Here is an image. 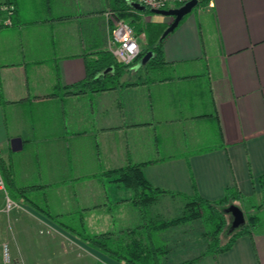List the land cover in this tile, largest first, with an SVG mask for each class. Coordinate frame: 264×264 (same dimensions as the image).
<instances>
[{"label":"crops","instance_id":"obj_1","mask_svg":"<svg viewBox=\"0 0 264 264\" xmlns=\"http://www.w3.org/2000/svg\"><path fill=\"white\" fill-rule=\"evenodd\" d=\"M122 1L0 0L10 7L12 22L0 28V163H17L33 187L73 183L72 211L85 228L96 230L91 235L131 227L129 209L132 220L142 221L131 194L108 174L127 165L141 164L152 186L177 194L197 193L213 202L236 188L246 197H260L264 0H209L161 40L170 17L126 8L130 17L120 19L139 38L141 52H153L160 43L161 63L134 68V62L110 90L74 89L85 78L86 63L108 52L111 16L120 14ZM13 139L20 142L12 145ZM58 197L67 206V194ZM38 215L41 223L57 228ZM185 226L199 229L186 239L193 247L169 237L170 263L264 264V232L238 237L215 262L205 254L200 222ZM63 233L62 240L41 242L44 258L27 252L28 264L100 260L99 252Z\"/></svg>","mask_w":264,"mask_h":264},{"label":"trees","instance_id":"obj_2","mask_svg":"<svg viewBox=\"0 0 264 264\" xmlns=\"http://www.w3.org/2000/svg\"><path fill=\"white\" fill-rule=\"evenodd\" d=\"M117 2L118 0L115 3ZM208 3L209 0L199 1V5L201 6H206ZM119 4H121V8L119 7L118 10L120 14L117 16L113 14L114 18L128 20L130 16L126 8H130L131 6L127 0H123ZM152 50L154 56L147 64L155 65L161 63L162 52L160 43L155 44ZM145 52L146 50L140 52L134 62L138 61ZM128 67L117 63L109 52H102L98 59L86 63L85 78L75 84L74 89L84 88L90 92L113 89L119 85L118 79L122 71L128 69ZM107 68H111L112 70L100 76L99 74ZM108 174L114 175L115 178L113 181L131 194V197H129L130 203L137 209L142 223L115 232L106 231L94 235L84 234L69 227L63 228L71 235L85 242L89 248L123 264H165L163 259L167 257L169 249L165 243L161 242V234L168 228L179 226L187 221H201L203 228L202 237L206 241L205 254L211 255L214 261H216L217 255L230 249L238 237L246 235L250 237L252 235L254 228L260 222L258 212L264 209V182L262 179L258 183L260 188V203L257 205L256 211L248 213L244 211L242 203L246 202L245 205L249 204L248 199L250 197L240 194L236 188H227L222 199L212 202L200 197L197 193H194L192 196H187L152 186L144 177L141 164L127 165L124 168L111 170ZM164 194L179 196L186 200L181 215L169 220L160 218L159 216L157 219L155 216V218H150V221L146 220L147 215L145 209L147 206H152ZM233 201L240 202V208L245 216V224L241 229L229 232V220L227 214L223 212V208ZM28 204L32 207L35 206L32 202ZM80 224L82 229H84L83 223ZM224 233L228 237L226 242L222 244L220 238ZM196 260H187L180 263L166 262V264H191ZM96 264L102 263L96 262Z\"/></svg>","mask_w":264,"mask_h":264},{"label":"rangeland","instance_id":"obj_3","mask_svg":"<svg viewBox=\"0 0 264 264\" xmlns=\"http://www.w3.org/2000/svg\"><path fill=\"white\" fill-rule=\"evenodd\" d=\"M198 6H201V5H199L198 3L196 7ZM9 163H10V166L9 164H5L4 161L0 163V171L4 179L6 192L11 199L24 205V209H19L18 211L17 210L12 211L8 215L0 213V244L3 242L8 243L9 248H10L11 257L14 260L13 263L28 264V261H26L27 252L29 255L36 254L38 259L39 257L44 258L41 255L39 256V253L46 252L45 250H43V247L42 249L39 250L40 246H42L41 242L47 241L50 238H54V237H58L60 239L63 238L64 236L67 237V235H65L63 232L65 233H68V232L65 231L63 227L73 228L76 231L82 232L84 234H93L96 231L91 228L82 229L80 221H79V215L76 213L74 214L72 211V208H73L72 203L74 201V197H69V193L74 192L73 191L74 188L72 185L73 183L71 184V182L69 183L52 182V183H49L47 187H45V185L33 187L32 183H35V182H26V176H23L22 171H19L20 169L19 165L15 162L13 163L12 160ZM40 183H44V182H38V184ZM105 186L106 188H108L109 186L108 182L107 184H105ZM61 192H65L68 196L67 206L61 205L60 198L58 197V194H60ZM123 195L124 193H122L121 196ZM248 197H250V199H248L249 204L245 205L246 202H243L242 205L244 206V211L248 213H253L254 211L257 210L256 207L260 203L259 201L260 199L259 197H255V198L254 197L252 198L251 196H248ZM30 202L34 203L37 208L35 207L31 208V206L28 204ZM185 202L186 200H184L182 197H179V196L161 197L152 206L149 205L145 209L146 215H147L146 220L150 221V218L151 219L155 218V216H156V219L158 216L160 218H165L168 220L173 219L181 215V213L184 210ZM232 204H235L237 206L241 205L239 202H232ZM2 205H3L2 194H0V207ZM32 209L35 211H33ZM131 210L132 209H129V211L127 210L128 212L126 213V215L128 216V222L130 221L129 223L130 226L133 227L137 223L138 224L142 223V221L140 222L139 220L135 221V218H133L132 220L131 217L134 214L133 212L130 213ZM114 213L116 215L118 212L114 210ZM38 214L42 215L44 218L49 219L51 223H53L55 226L57 225V228L51 227L49 225L46 226L45 223H41L40 221L42 218ZM258 216L260 218V222L254 228V232L252 233L250 237L258 235L257 233L264 232V209H261L258 212ZM227 217L229 220L228 215ZM188 222L190 223V221H187L179 226L170 227L161 234L160 238L165 241L166 246H168L169 237L173 238L175 236H178V238L183 239V240H179L182 242V246H184L183 244L187 243V245H189L188 248L193 247L192 239H190V242H187L186 239L189 237L192 238L193 236H195L196 233L199 231V229H197L195 226H192V228H190L189 230V228H187L188 226H185L186 224H188ZM198 222H200L201 224V221H198ZM115 229L118 230V228H115ZM181 230H184L183 233H185V237H181V234H180V232H182ZM172 231L173 233L171 234ZM27 233H29L30 238L26 237ZM68 235H71V234L68 233ZM227 237L228 235L224 233L220 238V242L222 244L225 243L227 240ZM179 241L177 239V242ZM62 243L64 244L65 247L68 245L65 243V241H62ZM172 245L173 247L179 248V249L181 247V243L180 244L175 243ZM72 247L73 249H77V251H79L80 253L89 252V251H85L83 246H82L83 249H79V248H76V245L70 244V248ZM52 251H53L52 249L47 250V252H52ZM77 251H74V253H76ZM96 258L98 257L96 256ZM168 260H169L168 257H165L163 259V262L165 264L166 262L170 263ZM204 260H208V259H204ZM204 260L197 264H209L208 262H204ZM42 261H45V260H42ZM42 261L30 260L29 262L30 264H45ZM175 261H177V259ZM95 262H101L102 264H123L121 262L112 260L108 257L104 258L103 255L102 256L100 255V260L99 259L95 260ZM0 264H1V261H0ZM46 264H54V262L52 263V261L51 262L46 261ZM212 264H214V262H212Z\"/></svg>","mask_w":264,"mask_h":264},{"label":"built area","instance_id":"obj_4","mask_svg":"<svg viewBox=\"0 0 264 264\" xmlns=\"http://www.w3.org/2000/svg\"><path fill=\"white\" fill-rule=\"evenodd\" d=\"M148 9L164 10L181 6L190 0H133ZM198 3L200 0H196ZM4 13V16L1 15ZM11 9L9 6L0 5V28L12 25ZM113 27L110 31V40L107 45L108 52L113 56L117 63L123 66H131L141 52L139 38L134 34L132 28L123 20L111 16ZM0 194H2L3 205L0 213L8 215L12 211L24 209V205L11 199L6 192L4 179L0 172ZM1 264H15L10 254L7 242L0 244Z\"/></svg>","mask_w":264,"mask_h":264},{"label":"water","instance_id":"obj_5","mask_svg":"<svg viewBox=\"0 0 264 264\" xmlns=\"http://www.w3.org/2000/svg\"><path fill=\"white\" fill-rule=\"evenodd\" d=\"M128 4L137 11H149V13L152 14L167 16L171 18V22L163 30L160 36L159 40H161L178 26L181 20L198 5V2L196 0H190L181 6L164 9V10L147 9V7H145L144 5H141L133 0H128ZM152 57H153V52L144 53L142 57L136 62L134 68H139L145 65L148 61L152 59ZM110 70L111 68H107L104 71H102L99 75L103 76ZM19 142L20 141L18 139H13L11 141V144L15 145ZM13 149H15L14 146ZM223 212L229 216V232L241 229L244 226L245 216L240 206L230 203L223 208Z\"/></svg>","mask_w":264,"mask_h":264}]
</instances>
